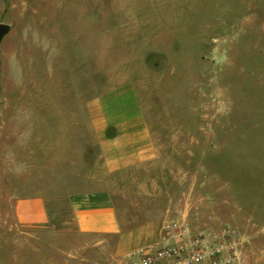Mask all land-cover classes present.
Returning a JSON list of instances; mask_svg holds the SVG:
<instances>
[{
	"label": "rangeland",
	"instance_id": "obj_1",
	"mask_svg": "<svg viewBox=\"0 0 264 264\" xmlns=\"http://www.w3.org/2000/svg\"><path fill=\"white\" fill-rule=\"evenodd\" d=\"M0 22V264H130L114 237L15 225V198L92 188L264 264V0H0ZM120 85L157 151L107 174L88 105Z\"/></svg>",
	"mask_w": 264,
	"mask_h": 264
},
{
	"label": "crops",
	"instance_id": "obj_2",
	"mask_svg": "<svg viewBox=\"0 0 264 264\" xmlns=\"http://www.w3.org/2000/svg\"><path fill=\"white\" fill-rule=\"evenodd\" d=\"M88 108L105 173L155 158L156 146L130 85L95 97ZM147 196L123 188H92L18 197L13 200L15 225L23 232L114 237L116 254L126 257L156 243L166 222L152 218Z\"/></svg>",
	"mask_w": 264,
	"mask_h": 264
},
{
	"label": "built area",
	"instance_id": "obj_3",
	"mask_svg": "<svg viewBox=\"0 0 264 264\" xmlns=\"http://www.w3.org/2000/svg\"><path fill=\"white\" fill-rule=\"evenodd\" d=\"M220 248L208 247L198 238H187L186 229L179 222L161 226L156 243L128 255L130 264H217Z\"/></svg>",
	"mask_w": 264,
	"mask_h": 264
},
{
	"label": "water",
	"instance_id": "obj_4",
	"mask_svg": "<svg viewBox=\"0 0 264 264\" xmlns=\"http://www.w3.org/2000/svg\"><path fill=\"white\" fill-rule=\"evenodd\" d=\"M9 26L7 24L0 22V41L3 38V36L8 32Z\"/></svg>",
	"mask_w": 264,
	"mask_h": 264
}]
</instances>
